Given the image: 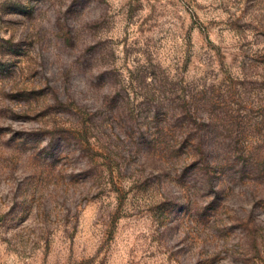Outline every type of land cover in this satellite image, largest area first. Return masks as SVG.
<instances>
[{
  "label": "rangeland",
  "instance_id": "obj_1",
  "mask_svg": "<svg viewBox=\"0 0 264 264\" xmlns=\"http://www.w3.org/2000/svg\"><path fill=\"white\" fill-rule=\"evenodd\" d=\"M0 264H264V0H0Z\"/></svg>",
  "mask_w": 264,
  "mask_h": 264
}]
</instances>
